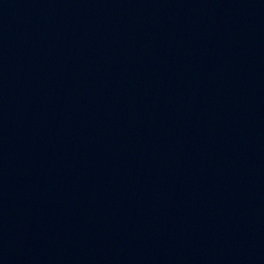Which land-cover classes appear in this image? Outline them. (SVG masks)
<instances>
[{"label": "water", "instance_id": "1", "mask_svg": "<svg viewBox=\"0 0 264 264\" xmlns=\"http://www.w3.org/2000/svg\"><path fill=\"white\" fill-rule=\"evenodd\" d=\"M0 264H264V0H0Z\"/></svg>", "mask_w": 264, "mask_h": 264}]
</instances>
